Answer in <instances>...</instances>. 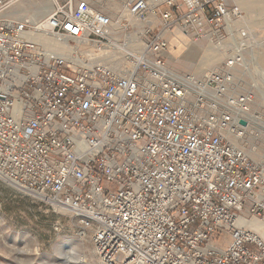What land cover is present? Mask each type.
<instances>
[{
	"label": "built area",
	"instance_id": "obj_1",
	"mask_svg": "<svg viewBox=\"0 0 264 264\" xmlns=\"http://www.w3.org/2000/svg\"><path fill=\"white\" fill-rule=\"evenodd\" d=\"M19 1L0 0V181L70 211L103 264H264V238L240 223L264 219V161L232 138L248 121L172 75L163 54L175 28L225 37L238 3L168 0L147 36L154 62L122 75L79 62L80 42H109V11L68 0L34 22L8 15ZM38 32L70 54L25 36Z\"/></svg>",
	"mask_w": 264,
	"mask_h": 264
},
{
	"label": "rangeland",
	"instance_id": "obj_2",
	"mask_svg": "<svg viewBox=\"0 0 264 264\" xmlns=\"http://www.w3.org/2000/svg\"><path fill=\"white\" fill-rule=\"evenodd\" d=\"M27 1L30 0H20L18 3ZM51 1L54 10L57 4H65L68 0H36L44 5ZM78 1L73 0L74 3ZM89 1L109 11L114 18V25L122 30L121 33L118 31L119 35H114L119 45L111 53L107 52V55L112 56L109 58L112 61L116 57L114 54L129 53L127 70H114L119 74H126L134 69L131 64L136 61L138 55L130 49L133 43L130 35L143 30L142 42L143 39L147 42V36L151 38L156 34L160 23V12L168 8V0L160 1L155 7L152 5V0H149L158 19L157 22L154 21L153 26L148 27L146 35V22L152 19L150 16L153 10L146 13L142 21L138 20L134 23L128 17L130 13L126 9L131 0ZM159 4H161L160 8H156ZM242 9L244 11L243 7ZM10 16L18 18L19 15ZM44 17L46 16L43 13H34L32 19L38 21ZM263 20L264 12L259 8L252 12L244 11L235 28L230 30V34L225 27L227 30L225 37L213 42H209V37L195 36L180 29L188 36V40L185 35L180 37L179 50L172 43L176 38L177 28H175L173 32L167 34L170 46L163 53L166 64L181 75L199 79L223 77L222 90L226 91V97L222 99L224 102L220 101L217 105L234 114V111L225 104L226 101H230L228 96L232 97L231 101L244 99L243 108L247 107L264 122V44L261 45L264 40ZM110 42L114 40L109 38L106 44ZM87 46L91 48L95 43L90 42ZM210 46L219 48L226 55L222 59H219L217 54L210 55ZM175 52L173 58L171 53ZM86 61L90 60L86 58ZM229 61L232 66H228ZM99 63L110 65L107 61ZM209 82L213 84V88H218L219 84L216 80ZM236 105L239 106L240 102H236ZM246 120L248 124L250 123V127H247L246 134L242 140H239V144L254 160L264 161V123ZM253 148L256 149V153H250ZM0 264H103V262L96 254L89 236L70 211L53 206L45 199L0 181Z\"/></svg>",
	"mask_w": 264,
	"mask_h": 264
},
{
	"label": "bare ground",
	"instance_id": "obj_3",
	"mask_svg": "<svg viewBox=\"0 0 264 264\" xmlns=\"http://www.w3.org/2000/svg\"><path fill=\"white\" fill-rule=\"evenodd\" d=\"M160 1H162V0H152L153 7H155L156 4L159 3ZM237 1L244 8V11H251L252 12V11L259 8L264 12V0H237ZM239 3H238V5H239ZM52 4H53L52 1L46 5L36 2V0H30L27 2H20L16 6H14V8L8 13V15H19L18 19H29V20L34 21V22H39L42 19H40L38 21H35L34 19H32V18H34V13L35 14L36 13H41V14L43 13L47 17L48 15H50V12H52V10H53ZM126 9L130 13V16L128 15V17H130L134 23H135V21H138V20L142 21V19L140 17L133 15L127 7H126ZM150 17H152V19H148L146 22L147 23V27H146L147 29L145 30V35L147 33L148 27L153 26L154 21L157 22V19H158L154 12H152ZM238 19H240V18H238ZM238 19H235V20L234 19H232V20L227 19L226 20V28L228 29L229 34H230V30L234 28V25ZM156 22H155V24H156ZM118 31L120 33L122 32V30L118 26L114 25V23H113L109 38L112 41L114 40V42H110L109 44H106L105 46H102V47H98V45L95 44V46L90 48L87 46L89 44L88 42H80L78 47H79V51L81 52V54H83V59H79V62L84 63L86 61V58H88L91 62H105V61H107L108 63H110V65H107V66H109V67L111 66L110 68L113 67L112 68L113 70H116V71L127 70V68H128L127 62H129L128 61L129 60V53L128 52H127L128 54H124V53H120V52L118 54H114V55H116V57L112 61L109 60V58L112 56L107 55L109 52L111 53V51H113L114 48L119 45L118 41L114 38L115 34L116 35L120 34V33L118 34ZM175 31L182 32L178 28L175 29ZM142 34H143V30H138L134 35H130V37L133 39V43L130 45V49L132 52H136L138 54V55H136L137 61H134V62H132L133 64H131L132 68H135L139 64V61H141L143 59L148 60L151 63L154 62L152 57H150V56L147 57L149 54L148 47H147L146 42H144V39L142 42ZM183 35H185V38L188 40V36L184 33H183ZM25 36H27L28 38L38 40V41L45 43L53 53H56L59 55H68V54H70V52L72 50V45L68 40H64V39L62 40V39H58L56 37H50L45 32L27 33ZM223 38L224 37H217L215 39L214 37L210 36L209 42H213L215 40H221ZM232 39H233V37H232ZM224 43H229V42H224ZM230 43H232V41ZM262 43L264 44V40H262L261 45H262ZM209 51H210V55L211 54H217L219 59H222L226 55L222 50H220L219 48L214 47V46H210ZM98 53H103V54L98 55ZM230 62L231 61H229V63H227L228 66L231 65ZM166 70L169 71L172 75H174L177 78H180V79L186 80V81L188 79V77L186 75H181V74L176 73L175 70L169 66H166ZM218 77L219 76H217L216 78H213V79H210L209 77L208 78L206 77L203 79L202 78L199 79L197 77H194L195 81L197 83V86H200L202 88L201 90L204 91L205 93H207V95L212 100H214V102H216V103H218L220 101L223 102L222 99L224 97H226V91L224 92V90H222V79H223V77L222 78H218ZM212 80H216L218 82L219 86L217 89H215L213 87H209V83H210L209 81H212ZM228 98L230 101L229 102L226 101V105L229 106L230 108H234V105H236V102L243 103V100H244V99H242L240 101H237V100L231 101L232 97L230 98L228 96ZM239 110L241 112H244L241 108H239ZM232 138H233V142L238 144V142H237L238 138L235 136ZM11 185H14L16 187L23 189L22 187L14 184V183H11ZM39 197L45 198L43 196H39Z\"/></svg>",
	"mask_w": 264,
	"mask_h": 264
},
{
	"label": "crops",
	"instance_id": "obj_4",
	"mask_svg": "<svg viewBox=\"0 0 264 264\" xmlns=\"http://www.w3.org/2000/svg\"><path fill=\"white\" fill-rule=\"evenodd\" d=\"M236 3H239L237 0H234ZM239 5H240V3H239ZM95 6H97V5H95ZM241 6V5H240ZM97 7H99V6H97ZM100 8V7H99ZM102 8V7H101ZM241 8H242V6H241ZM243 10V9H242ZM239 20V19H238ZM238 20H237V22H238ZM242 20V19H241ZM236 24V23H235ZM235 26L236 25H234V28H235ZM233 28V29H234ZM175 34H176V38L175 39H173L172 40V43H173V45L175 46V47H177V49L179 50V43H180V41H181V36L183 35V33L182 32H180V31H175ZM175 54H176V52L175 53H171V56L173 57V58H175ZM224 102V101H223ZM225 104H226V102H225ZM243 105H245V102L243 101V104L242 103H240V105L238 106V105H234V108H230L231 110H233L234 111V114H235V118H241V117H243V118H246V119H248V120H250V121H252L253 123H264L262 120H261V118H259V116H257L255 113H252V112H250L249 111V109L246 107L245 109L243 108ZM239 108H243L242 110H244V112H241L240 110H239ZM247 127H250V123L248 124V126ZM239 144V143H238ZM250 153H256V149L255 148H253V149H251L250 150ZM240 223L241 224H247V226L250 228V229H252L253 231H255L256 233H258V235H260L261 237H263L264 238V219H259V218H253L252 220H250L248 223L247 222H245L243 219H240Z\"/></svg>",
	"mask_w": 264,
	"mask_h": 264
},
{
	"label": "water",
	"instance_id": "obj_5",
	"mask_svg": "<svg viewBox=\"0 0 264 264\" xmlns=\"http://www.w3.org/2000/svg\"><path fill=\"white\" fill-rule=\"evenodd\" d=\"M241 123L243 124V125H246L247 124V121L246 120H241Z\"/></svg>",
	"mask_w": 264,
	"mask_h": 264
}]
</instances>
